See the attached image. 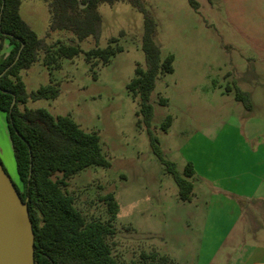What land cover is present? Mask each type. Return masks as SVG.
<instances>
[{"label": "rangeland", "instance_id": "rangeland-1", "mask_svg": "<svg viewBox=\"0 0 264 264\" xmlns=\"http://www.w3.org/2000/svg\"><path fill=\"white\" fill-rule=\"evenodd\" d=\"M195 1L197 10L186 0H141L155 22L153 40L161 59L173 57L172 73L159 76L149 97L150 131L164 157L180 172L186 164L184 155L197 154L192 146L198 149L206 143L196 139L229 132V118L248 117L253 123L262 122L264 129V0ZM96 11L102 21L97 47L105 48L114 38L111 46H120L121 51L107 64L92 59L96 65L91 67L85 54L95 41L88 37L78 43L79 54L60 59L56 70L44 66L40 57L20 72L25 91L29 94L51 83L58 95L28 100L25 107L69 116L84 131L98 135L109 167L81 170L66 180L63 190L85 221L105 222L108 215L101 198L113 194L118 211L105 240L117 261H138L141 253L155 251L182 264H195L206 229L204 206L195 209L186 202L179 207L174 182L153 154L146 127L137 124L138 99L126 89L135 67L145 66L142 15L121 1L100 3ZM19 15L48 44L76 43L67 31H49V13L42 0H20ZM238 91L245 93L246 101L236 99ZM160 98L166 99V105L159 104ZM165 116L171 117V123L162 132ZM188 140V148H183ZM0 163L20 189L1 112Z\"/></svg>", "mask_w": 264, "mask_h": 264}, {"label": "trees", "instance_id": "trees-1", "mask_svg": "<svg viewBox=\"0 0 264 264\" xmlns=\"http://www.w3.org/2000/svg\"><path fill=\"white\" fill-rule=\"evenodd\" d=\"M42 1L49 13V31H67L75 44L61 41H56L55 45L46 43L21 19L20 0H0V41L7 39L11 46L8 54L0 58V112L5 117L20 183V189L14 187L21 200L26 202L33 231L34 264H175L169 256L155 251L141 253L140 260L128 263L117 261L112 256L105 237L112 233L109 224L118 211L113 194L107 193L101 198L108 215L105 222L85 221L73 206V198L63 190L66 180L81 170L109 167L101 152L98 135L84 131L69 116H53L43 108H26L28 100L54 99L58 89L50 83L28 94L20 78V72L29 69L40 57L48 69H58L59 60L77 56L80 52L78 43L88 37L95 41V47L86 52V61L96 59L107 64L116 52L121 51V47L111 46L117 41L114 38L108 40L105 48L97 47L102 22L96 11L97 5L121 1L136 8L142 15L141 49L145 66L135 67L126 89L138 99L137 124L146 127L153 154L174 182L177 198L187 202L193 188L192 164L187 162L179 172L175 163L164 157L156 136L150 131L153 108L149 97L159 76L172 73V55L161 59L159 46L153 40L155 22L141 0ZM186 1L193 9H198L195 0ZM90 64L91 67L96 65L95 62ZM244 95L238 91L236 99L246 101ZM166 103V99H159L160 105ZM170 123L171 117L165 116L160 130L166 132Z\"/></svg>", "mask_w": 264, "mask_h": 264}, {"label": "crops", "instance_id": "crops-1", "mask_svg": "<svg viewBox=\"0 0 264 264\" xmlns=\"http://www.w3.org/2000/svg\"><path fill=\"white\" fill-rule=\"evenodd\" d=\"M1 45L3 58L11 46L7 39ZM247 118H229V132L198 137L205 145L192 148L201 153L184 155L192 164L193 188L187 203H177L205 210L195 264H264V129Z\"/></svg>", "mask_w": 264, "mask_h": 264}, {"label": "water", "instance_id": "water-1", "mask_svg": "<svg viewBox=\"0 0 264 264\" xmlns=\"http://www.w3.org/2000/svg\"><path fill=\"white\" fill-rule=\"evenodd\" d=\"M13 104L14 99L11 106ZM0 264H34L33 231L27 205L21 200L1 163Z\"/></svg>", "mask_w": 264, "mask_h": 264}]
</instances>
